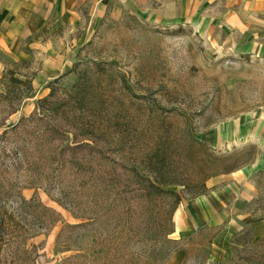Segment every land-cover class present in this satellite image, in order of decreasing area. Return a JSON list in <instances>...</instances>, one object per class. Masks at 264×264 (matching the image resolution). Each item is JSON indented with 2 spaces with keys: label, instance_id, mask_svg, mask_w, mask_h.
<instances>
[{
  "label": "rangeland",
  "instance_id": "rangeland-1",
  "mask_svg": "<svg viewBox=\"0 0 264 264\" xmlns=\"http://www.w3.org/2000/svg\"><path fill=\"white\" fill-rule=\"evenodd\" d=\"M62 8L52 28L25 38L27 60L3 57L0 79L8 69L34 83L25 97V85H16L10 99L22 101L6 123L28 116L50 91L49 81L59 77L56 87L64 93L80 76L85 120L104 128V140L117 141L118 154L140 158L154 147L164 176L184 184L171 186L184 188L181 202L248 169L258 188L249 209L264 217V0H75ZM2 82L5 91L7 80ZM7 101H0V121ZM34 192L65 221H74L43 187L22 189L26 198ZM179 204L154 208L147 238L158 232L157 251L177 247L179 255L171 250L166 264H204L218 228L177 237L172 218ZM0 211V234L22 230L33 235L28 246L55 259L61 222L47 232L34 229L14 200L1 203ZM91 235L76 234L73 242L87 244ZM165 238L174 242L164 244ZM251 246L233 252L231 262L264 264V241Z\"/></svg>",
  "mask_w": 264,
  "mask_h": 264
},
{
  "label": "trees",
  "instance_id": "trees-1",
  "mask_svg": "<svg viewBox=\"0 0 264 264\" xmlns=\"http://www.w3.org/2000/svg\"><path fill=\"white\" fill-rule=\"evenodd\" d=\"M25 77L7 69L0 79L2 84L7 80L0 101L8 99L5 106L9 105L0 121V205L5 200L16 201L21 218L34 229L47 232L56 223L62 224L54 238V260L39 253L36 245H27L31 233L10 230L8 235L0 234V264H166L177 247L157 251L162 238L154 231L151 238L147 235L156 219L154 208L180 203L184 188L171 186L184 184L164 176V160L154 147L140 158L127 159L118 154L114 138L112 144L102 138L104 128L90 124L83 115L80 76L64 93L56 87L59 77L49 81L50 91L36 100L28 116L6 123L22 101L10 99L12 93L17 94L16 85H25L24 97L33 89V79ZM143 160L148 162L145 167ZM26 187H43L74 221H65L36 192L26 198L22 193ZM85 232L92 233L90 242L75 245L74 235ZM172 240L165 238L163 243ZM148 241L151 248H146ZM231 241L232 251L239 253L263 242L264 237L255 240L253 227L247 226Z\"/></svg>",
  "mask_w": 264,
  "mask_h": 264
},
{
  "label": "crops",
  "instance_id": "crops-1",
  "mask_svg": "<svg viewBox=\"0 0 264 264\" xmlns=\"http://www.w3.org/2000/svg\"><path fill=\"white\" fill-rule=\"evenodd\" d=\"M73 4L75 0H0V77L7 64L3 57L27 60L24 58L29 51L22 48L25 38L41 28H52L60 18L62 6ZM251 174L248 169L237 172L220 186L209 187L204 193L180 202L174 210L173 233L177 237L192 235L206 227L218 228L211 236L204 264H231V238L247 226L253 227L255 240L264 237V217L255 216L249 209L258 191ZM179 253L175 251L172 256Z\"/></svg>",
  "mask_w": 264,
  "mask_h": 264
}]
</instances>
